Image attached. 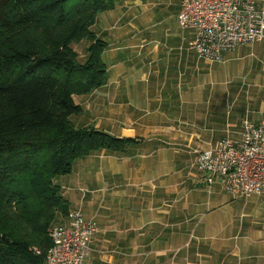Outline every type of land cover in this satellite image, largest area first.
Returning a JSON list of instances; mask_svg holds the SVG:
<instances>
[{
  "label": "crops",
  "instance_id": "crops-1",
  "mask_svg": "<svg viewBox=\"0 0 264 264\" xmlns=\"http://www.w3.org/2000/svg\"><path fill=\"white\" fill-rule=\"evenodd\" d=\"M179 10V0H117L91 28L106 46L107 82L73 97L82 113L71 122L137 144L57 178L69 208L97 227L85 264H264V196L231 197L196 161L260 122L264 41L209 62Z\"/></svg>",
  "mask_w": 264,
  "mask_h": 264
},
{
  "label": "trees",
  "instance_id": "trees-1",
  "mask_svg": "<svg viewBox=\"0 0 264 264\" xmlns=\"http://www.w3.org/2000/svg\"><path fill=\"white\" fill-rule=\"evenodd\" d=\"M116 2L0 0V264H43L48 232L70 209L55 179L93 153L137 144L71 122L82 113L73 97L107 82L106 46L91 28ZM85 40L81 64L72 45Z\"/></svg>",
  "mask_w": 264,
  "mask_h": 264
},
{
  "label": "built area",
  "instance_id": "built-area-1",
  "mask_svg": "<svg viewBox=\"0 0 264 264\" xmlns=\"http://www.w3.org/2000/svg\"><path fill=\"white\" fill-rule=\"evenodd\" d=\"M179 1L177 24L192 32L191 49L199 58L219 62L223 53L264 41V0ZM260 113L258 124L243 122L237 139L226 136L213 149L196 154L205 181L222 180L233 198L264 196V95ZM96 233V225L80 210L69 209L65 221L48 232L51 247L43 264H85Z\"/></svg>",
  "mask_w": 264,
  "mask_h": 264
},
{
  "label": "rangeland",
  "instance_id": "rangeland-1",
  "mask_svg": "<svg viewBox=\"0 0 264 264\" xmlns=\"http://www.w3.org/2000/svg\"><path fill=\"white\" fill-rule=\"evenodd\" d=\"M86 43H88V41L85 40V41H82L81 43L72 45V50L77 54L79 62H82L84 60V54H85V51H86L85 50V44ZM58 180L59 179H55L54 183L57 184Z\"/></svg>",
  "mask_w": 264,
  "mask_h": 264
}]
</instances>
